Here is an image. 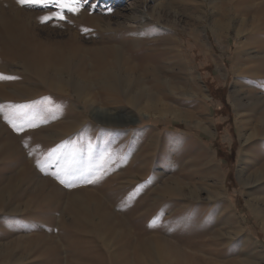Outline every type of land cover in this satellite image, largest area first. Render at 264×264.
Wrapping results in <instances>:
<instances>
[{
    "label": "rangeland",
    "instance_id": "obj_1",
    "mask_svg": "<svg viewBox=\"0 0 264 264\" xmlns=\"http://www.w3.org/2000/svg\"><path fill=\"white\" fill-rule=\"evenodd\" d=\"M56 11L0 0V264H264V0Z\"/></svg>",
    "mask_w": 264,
    "mask_h": 264
},
{
    "label": "snow or ice",
    "instance_id": "obj_2",
    "mask_svg": "<svg viewBox=\"0 0 264 264\" xmlns=\"http://www.w3.org/2000/svg\"><path fill=\"white\" fill-rule=\"evenodd\" d=\"M17 2L22 6H27L30 8L40 7L47 9L50 6H52L58 9V11L52 13V15L42 17L41 23H46L47 21L53 18L64 20L66 19L64 15L65 10H67L72 14H78L85 7V5L89 4V0H17ZM91 7L94 8L95 5H91ZM11 79H15V77L0 74V80H11ZM9 123L12 124L14 128H16V125L11 120H9ZM30 126L34 127L35 125H30ZM17 130L22 131L23 129L18 128ZM97 179H99V177H97ZM61 183H64V181H61Z\"/></svg>",
    "mask_w": 264,
    "mask_h": 264
},
{
    "label": "bare ground",
    "instance_id": "obj_3",
    "mask_svg": "<svg viewBox=\"0 0 264 264\" xmlns=\"http://www.w3.org/2000/svg\"><path fill=\"white\" fill-rule=\"evenodd\" d=\"M13 33V32H12ZM29 50H34V56H37V57H40L41 55L40 54H35L36 52V50L35 49H37V48H35V45L33 46V47H31V45H30V47L28 48ZM46 49V48H45ZM47 51V50H46ZM47 53V52H46ZM44 54V53H43ZM40 55V56H39ZM43 56H45V57H47V58H45V57H43ZM41 59L43 60V62H44V66H47V61H50V59H51V57L48 55V54H45V55H42L41 56ZM67 59V58H66ZM65 59V62L67 63V64H69V59H67L66 60ZM34 60V59H33ZM44 66H39V65H37L36 63H34V65H30V67H33V68H35L34 70L37 72V73H39V74H42L43 73V71H44ZM235 106H236V115H237V117L238 116H240L241 114H240V107H238V105L235 103ZM174 116H178V115H174ZM203 128V130H205V131H207L206 129L208 128L207 126H205V127H202ZM253 133H255V132H249V134L247 135V137L246 138H249ZM244 135H246L245 133H242L241 134V136H244ZM245 138V140H247Z\"/></svg>",
    "mask_w": 264,
    "mask_h": 264
}]
</instances>
